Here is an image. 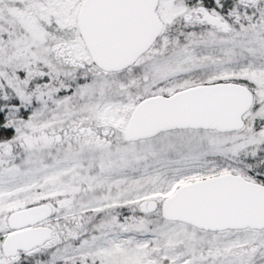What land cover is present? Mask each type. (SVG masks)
Wrapping results in <instances>:
<instances>
[{"label": "snow or ice", "instance_id": "1", "mask_svg": "<svg viewBox=\"0 0 264 264\" xmlns=\"http://www.w3.org/2000/svg\"><path fill=\"white\" fill-rule=\"evenodd\" d=\"M0 264H264V0H0Z\"/></svg>", "mask_w": 264, "mask_h": 264}]
</instances>
